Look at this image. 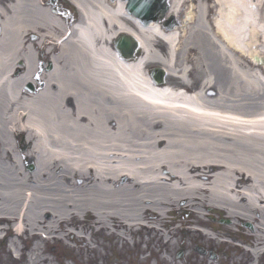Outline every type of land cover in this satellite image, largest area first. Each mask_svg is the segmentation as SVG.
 Wrapping results in <instances>:
<instances>
[{"label": "bare ground", "instance_id": "1", "mask_svg": "<svg viewBox=\"0 0 264 264\" xmlns=\"http://www.w3.org/2000/svg\"><path fill=\"white\" fill-rule=\"evenodd\" d=\"M69 1L80 15L72 28L70 13L53 0H0V224L37 234L35 248L55 234L63 242L70 236L78 252L89 250L94 235H107L100 228L116 239L147 231L151 248L139 247L144 256L135 262L177 264L157 259L161 248L147 253L155 243L172 253L178 236L170 213L189 208L195 221L208 206L227 216L228 227L256 219L241 241H260L250 249L251 264L260 263L264 82L255 70L264 66V0H214L211 11L210 0H188L174 27L141 24L120 1ZM121 36L138 42V60L113 51ZM161 39L166 55L156 46ZM146 61L192 92L153 87ZM19 131L33 143H23L27 154L14 141ZM81 220L74 229L86 240L65 231Z\"/></svg>", "mask_w": 264, "mask_h": 264}, {"label": "rangeland", "instance_id": "2", "mask_svg": "<svg viewBox=\"0 0 264 264\" xmlns=\"http://www.w3.org/2000/svg\"><path fill=\"white\" fill-rule=\"evenodd\" d=\"M68 25H69V23H68ZM36 39L33 40V43H35L37 41ZM163 52H164V50H163ZM42 63H43V66H47V68H48L47 59H44ZM156 67H158V66L150 65L148 67V70L150 71ZM255 73H256L257 79L264 82V66L262 68L260 67L259 71L255 70ZM168 83L172 84V85H176V82H174L172 80H168ZM18 142H19V140H18ZM25 144L27 145V143H25ZM18 148H22L24 154H27L29 149L31 150V146H27V148H26V146L23 144L22 141L19 143ZM183 218H184L183 219L184 221L182 223L191 222L194 225H202V226L208 225V223L203 224V221L199 220V218L197 219L198 221L197 220L194 221L193 217L187 218L185 215H183ZM214 218L215 217H213V221L212 220L210 221L211 223L209 222L210 225L205 226V227H209L208 229H210L216 235L217 238L221 239V238H223V234H222V232L219 231V228H218L219 227V219H216V221H214ZM220 226L222 227L223 225H220ZM165 231L168 232L167 229ZM248 232L249 231H245L244 234L247 235L246 233H248ZM232 237L234 238L235 241H238L237 239L243 237V235L242 234H236V236L232 235ZM235 237H238V238H235ZM179 238H180V236L178 237V243H179ZM200 243L201 242L199 241V239L198 240H195V239L192 240L191 237H188V240L185 242V244L187 246V249H186L187 253H186L185 257L184 256L182 257V258H184L181 260L182 264H205L206 260H207L206 264H234L233 262L237 261V259H238V258H235L234 252L232 249H226L225 247H222V248L220 247V249H219L217 247V245H214L213 249H210L211 247H210L209 243H204V244L209 245L207 247L202 246ZM198 245L200 247L205 248L206 251H209L214 256H212V254H210L208 252L205 255V257H200V254L196 251V248H198ZM108 246L110 249H109V251H105V253H108V255L110 257V256H113V254L111 253V250H112L111 246H113V245L109 242ZM157 246L160 247V244L155 243L154 247L156 249L158 248ZM54 248H55V251L53 253L56 257V261L58 262V264H60L63 259L72 258V259L79 260V259H82L83 257L87 259V255H89V252L85 253L86 248H84L80 252H78V250H76V253H80L79 255L76 254L74 251L68 250L67 248H64L60 245L55 246ZM80 249H82V248H80ZM168 250L172 252V253H170V255H172V259L173 258L176 259L174 256V253L176 252L177 249L176 250L168 249ZM124 252H126V251H118V255H117L120 258H122V260L124 257H125V260L127 259L126 255L123 254ZM127 252L129 253L128 250H127ZM4 253H5L4 252V244L0 243V264H15L14 262L10 263V261L7 258V255H4ZM73 253H75L76 255ZM224 255H226L227 257H225ZM92 257L93 256L90 255L88 258L90 259ZM2 259L4 260V262H1ZM133 259H134V257H132V255H131V262H134ZM247 259L248 258L245 257V260H247ZM196 260L198 261V263L196 262ZM95 262H96V260H95ZM108 262H109V260H103V264H109ZM120 262H122V261H120ZM239 263L242 264V261H240ZM262 263L264 264V257L262 259ZM134 264H139V263L135 262Z\"/></svg>", "mask_w": 264, "mask_h": 264}, {"label": "water", "instance_id": "3", "mask_svg": "<svg viewBox=\"0 0 264 264\" xmlns=\"http://www.w3.org/2000/svg\"><path fill=\"white\" fill-rule=\"evenodd\" d=\"M141 5V2L139 1L138 3H136L135 5H133V6H130L129 7V11L130 12H136V15H139V16H142V15H145V13L142 11V10H140V9H138V7ZM129 42H130V40L129 39H124V46L125 47H130V44H129ZM122 49H124V47H121V49H119L120 51H122Z\"/></svg>", "mask_w": 264, "mask_h": 264}]
</instances>
